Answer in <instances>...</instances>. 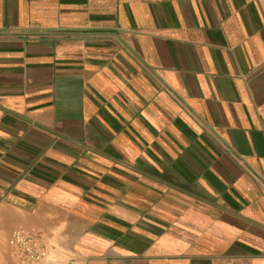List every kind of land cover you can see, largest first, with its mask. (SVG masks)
Here are the masks:
<instances>
[{
  "label": "crops",
  "instance_id": "crops-1",
  "mask_svg": "<svg viewBox=\"0 0 264 264\" xmlns=\"http://www.w3.org/2000/svg\"><path fill=\"white\" fill-rule=\"evenodd\" d=\"M264 264V0H0V264Z\"/></svg>",
  "mask_w": 264,
  "mask_h": 264
},
{
  "label": "built area",
  "instance_id": "built-area-1",
  "mask_svg": "<svg viewBox=\"0 0 264 264\" xmlns=\"http://www.w3.org/2000/svg\"><path fill=\"white\" fill-rule=\"evenodd\" d=\"M98 3L113 0H96ZM11 257L18 264H43L48 258L50 250L41 232L17 231L9 242Z\"/></svg>",
  "mask_w": 264,
  "mask_h": 264
}]
</instances>
